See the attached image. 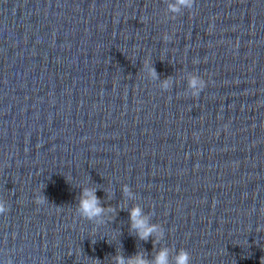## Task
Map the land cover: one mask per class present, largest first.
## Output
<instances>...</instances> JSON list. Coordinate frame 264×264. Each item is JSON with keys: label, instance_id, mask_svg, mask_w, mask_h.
Here are the masks:
<instances>
[{"label": "water", "instance_id": "1", "mask_svg": "<svg viewBox=\"0 0 264 264\" xmlns=\"http://www.w3.org/2000/svg\"><path fill=\"white\" fill-rule=\"evenodd\" d=\"M84 183L119 205L108 224L76 214ZM125 184L164 228L156 250L264 264V0L175 17L164 0H0V264L151 257L119 211Z\"/></svg>", "mask_w": 264, "mask_h": 264}, {"label": "clouds", "instance_id": "2", "mask_svg": "<svg viewBox=\"0 0 264 264\" xmlns=\"http://www.w3.org/2000/svg\"><path fill=\"white\" fill-rule=\"evenodd\" d=\"M166 5V12L170 17H175L182 14L185 10H192L195 4V0H164ZM163 39L169 41L171 37L167 34ZM142 71L145 73V78L151 81L159 80V88L162 91H169L173 88L174 80L172 77L161 79L157 74L152 63L144 62ZM186 83L187 88L185 94L198 98L200 93L207 87L206 81L200 76L189 73L187 75ZM96 187L87 186L84 183L80 186V194L77 197V203L75 205L76 214L90 223H93L97 227L109 223V218L114 214L117 215V208L119 205L103 206L102 201L97 196ZM106 197L109 193L105 190ZM121 194L124 201V207L119 211H127L129 214V234L134 235L138 240L148 242L150 239L153 244L154 253L149 254L146 251H138L132 256L126 257L122 250H117L116 254L111 257L110 264H191L190 253L183 248L175 250L166 245L159 247L156 250V245H160L164 240L165 231L159 223H152V213H145L144 209L138 203H132V206L128 208L126 202H134L137 200V194L127 185H122ZM113 195V194H112ZM47 201L42 194V198H38V203ZM8 205L5 201L0 200V215H4L8 211ZM264 261V257L261 258ZM99 261V260H97ZM10 264V262H9Z\"/></svg>", "mask_w": 264, "mask_h": 264}]
</instances>
